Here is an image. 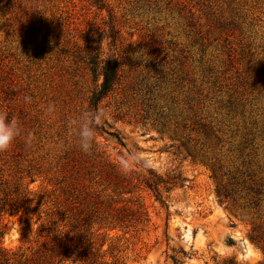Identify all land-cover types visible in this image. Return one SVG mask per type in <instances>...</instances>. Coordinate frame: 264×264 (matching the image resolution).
I'll return each instance as SVG.
<instances>
[{
	"label": "rangeland",
	"instance_id": "obj_1",
	"mask_svg": "<svg viewBox=\"0 0 264 264\" xmlns=\"http://www.w3.org/2000/svg\"><path fill=\"white\" fill-rule=\"evenodd\" d=\"M98 50L101 66L116 61L119 81L98 106L95 145L119 167L136 154L129 169L144 160L159 175L187 180L164 195L167 210L149 191L138 194L150 223L136 236L118 233L130 241L127 264H264L254 240L264 238V202L254 209L245 191L235 201L217 193L221 181L231 193L239 170L264 183V0H0V112L22 129L0 167L14 174L32 165L34 191L47 186L56 158L77 147L69 121L95 112L90 98L102 79L88 62ZM198 120L219 141L193 132ZM188 138L220 172L188 157ZM245 141L252 170L239 158ZM25 227L22 215L3 218L0 246H22Z\"/></svg>",
	"mask_w": 264,
	"mask_h": 264
},
{
	"label": "trees",
	"instance_id": "obj_2",
	"mask_svg": "<svg viewBox=\"0 0 264 264\" xmlns=\"http://www.w3.org/2000/svg\"><path fill=\"white\" fill-rule=\"evenodd\" d=\"M93 1L99 3V0ZM100 50L88 62L93 76L102 79L90 98L91 111L98 110L101 101L119 81L118 64L108 59L101 66ZM192 131L206 137L214 136L219 141L209 124L201 120L195 121ZM117 138L124 147L123 140ZM248 142L240 145L239 158L244 167L252 170L251 163L244 160ZM187 143H194L187 147L192 161L198 158L211 161L213 168L220 172L218 160L208 157L197 138H188ZM100 149L95 145L85 154L77 147H68L56 158L52 175H46L44 183L47 186L36 191L30 189V184L36 182L35 172H38L32 165L27 169L18 166L14 174L0 167V223L5 217L22 215L26 218L20 238L22 246L16 250L0 246V264H127L124 245L130 241L118 233L136 236L150 223L138 194L149 191L167 210L164 195L182 188L187 180L176 173L159 175L144 160H139L141 166L137 169L121 171ZM26 178L29 182H25ZM231 184L230 193L221 181L217 189L219 197L235 201L233 196L245 191L247 206L254 209L262 206L264 183L253 171L239 170L233 175ZM2 236L0 230V238ZM165 236L169 241L168 227ZM254 240L262 243L264 250V238L258 235Z\"/></svg>",
	"mask_w": 264,
	"mask_h": 264
},
{
	"label": "clouds",
	"instance_id": "obj_3",
	"mask_svg": "<svg viewBox=\"0 0 264 264\" xmlns=\"http://www.w3.org/2000/svg\"><path fill=\"white\" fill-rule=\"evenodd\" d=\"M31 96H24L23 101L25 104L32 103ZM45 111L47 113H53L55 107L49 103L46 105ZM104 119V113L100 110L95 112H86L80 114L77 118L69 121L73 126L76 138L75 142L79 150L85 154H89L96 143L97 128ZM21 125L15 118H9L5 113L0 112V153L7 152L15 141L21 136ZM31 133L26 134V140L31 141ZM123 163L120 165L121 171L129 170V162H136V154H129L127 157H123Z\"/></svg>",
	"mask_w": 264,
	"mask_h": 264
}]
</instances>
